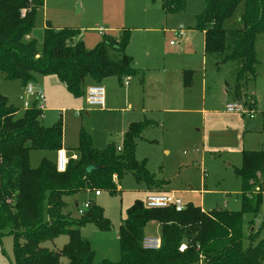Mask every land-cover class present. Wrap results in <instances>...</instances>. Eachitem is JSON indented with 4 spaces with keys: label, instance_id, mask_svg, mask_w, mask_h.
Listing matches in <instances>:
<instances>
[{
    "label": "trees",
    "instance_id": "trees-1",
    "mask_svg": "<svg viewBox=\"0 0 264 264\" xmlns=\"http://www.w3.org/2000/svg\"><path fill=\"white\" fill-rule=\"evenodd\" d=\"M44 0H0V72L7 80L23 85L35 75L54 76L74 97H81L87 78L102 83L108 77L123 80L137 75L133 57L126 53L130 33L119 37L103 35L102 41L87 50L82 41L74 42L80 32L47 26L41 47L26 40L35 24L37 10ZM187 0H163L167 13L183 12ZM239 13V14H238ZM237 19L238 26L231 21ZM195 30L204 33L206 54L223 55V62H238L236 84L227 90L241 101L246 82L255 80L256 38L264 35V0H205V9L196 17ZM186 87L192 73L184 76ZM254 104V103H253ZM20 114V116H17ZM43 111L37 104L20 113L0 94V239H14L15 264H96L95 251L83 239L81 229L91 224L110 230L111 222L103 210L91 206L74 218L65 198L102 190L115 194L125 173L145 183L149 190H162L165 182L147 170V161L136 160L137 141L144 132L158 127L152 120L131 123L122 138L121 150L114 143L104 149L94 147L92 138L80 130L77 159L70 160L65 172H58L56 160L44 159L38 168L30 164V151L57 152L63 149V125L42 123ZM242 166L236 170L242 186L241 211L204 212L192 203L178 212L175 208L153 209L137 200L125 211L119 228L121 258L99 264H264V238L247 249L243 247V216L256 213L262 201L264 148L243 151ZM90 166L99 169L88 172ZM150 222L161 225V247H143L145 228ZM68 236L62 250L43 246L59 236ZM254 240V231H251ZM186 244L187 249L179 248Z\"/></svg>",
    "mask_w": 264,
    "mask_h": 264
},
{
    "label": "rangeland",
    "instance_id": "rangeland-1",
    "mask_svg": "<svg viewBox=\"0 0 264 264\" xmlns=\"http://www.w3.org/2000/svg\"><path fill=\"white\" fill-rule=\"evenodd\" d=\"M204 9L205 0H187L185 10L178 13L164 11L163 0H44L26 40L35 41L41 47L47 26L58 30L70 29L80 32L74 42L82 41L87 50H92L102 41L104 34L119 37L128 31L130 42L126 53L133 57L137 75L128 83L126 79L120 84L116 77L102 81L104 107L87 105L85 91L88 82L82 88V96L76 98L54 76L35 75L33 81L23 85L20 80H7L0 72V94L20 113L34 104L38 106L36 94L43 95L42 123L45 127L62 123L63 146L72 158L77 152L81 129L90 135L97 149H104L109 143L121 147L122 133L128 123L144 118L141 111L123 110L129 102L136 108L144 100V90L148 97L164 90L176 77V68L191 70V88L181 87L189 97L184 109L191 107L198 112L174 114L158 111L152 117L147 116L158 121L162 129L142 135L137 141L136 160L147 161L149 173L165 182L164 194L180 200L183 205L192 203L204 212L216 209L241 211L242 186L236 170L242 166V152L264 148V35L259 34L256 38L257 77L246 82L247 96L240 101L245 112H228L227 105L234 104L236 100L227 90L236 84L240 64L223 62V55L205 53L204 34L195 30L196 17ZM231 23L236 27L239 24L237 19ZM180 28L185 31L184 36L178 35ZM159 70L164 81L157 77ZM116 85L125 94L128 86L132 85L131 88L137 89V96L131 89L130 101H124L123 91L115 93ZM250 113H254L253 119L249 117ZM132 117L139 118L129 121ZM171 121H178V125H172ZM166 149L170 152L166 153ZM44 159L55 161L56 153L30 151L33 168H38ZM261 184L262 188L256 189L262 192L258 211L243 216L242 243L245 249L264 238V181ZM116 185L118 191L115 194L102 190L99 197L91 191L65 198L74 218L81 217L75 203L80 208L90 203L101 208L104 217L112 224L110 230L104 231L91 224L81 229L82 238L88 240L95 251L96 264L105 260L119 262V228L126 209L137 200L145 204L153 191L160 190H149L130 172L116 181ZM252 230L253 241L250 238ZM145 237L161 238L157 222L146 226ZM67 242L68 236L62 235L43 246L59 251ZM13 248V237L3 235L0 239V264H15ZM61 264H69V261L62 258Z\"/></svg>",
    "mask_w": 264,
    "mask_h": 264
},
{
    "label": "crops",
    "instance_id": "crops-1",
    "mask_svg": "<svg viewBox=\"0 0 264 264\" xmlns=\"http://www.w3.org/2000/svg\"><path fill=\"white\" fill-rule=\"evenodd\" d=\"M204 39H205V36H204ZM162 70H164V69H162ZM188 72H192V71L191 70H185L183 68H180V69L176 68L175 72H174L176 74V77L173 78V80L169 84V86L163 88L164 90L154 94L152 97H148V95H146V90H144V100L141 102L140 105H136V108L131 107L130 102H129L130 101V91H131V89H133L132 94L136 91V96H137V89L136 88H131L132 85L128 86L126 94L124 93V91L122 89L119 90L118 86L116 85L115 86V88H116L115 93L118 90H119V92L123 91V93L125 95L124 96V101L126 100V101L129 102L128 107H125L123 109L125 112H130L131 110L132 111H141V112L144 113V118L142 120L148 119V120H152V121H155V122L158 123V127L153 128V129H149L147 131L154 130V129H162V125H160V123L158 121L153 120L152 118H148L147 116L152 117L151 115H153L154 113H156L158 111H167L169 113H174V114L175 113H180V112H183V113H186V112H189V113L198 112L196 109H193L191 107H190V109H184L185 108L184 106L186 105V102H189V97L184 93L183 89L181 90V87L183 85L186 89H190L191 86H192V84H191L190 87H186L185 83H184V76ZM157 77L159 79L161 78L164 81V75L162 77L161 70L158 71ZM86 82H88L89 85L94 84V82L91 79H89V78H87L85 80V83ZM115 93H114V95H116ZM108 99H109V97L107 96L106 103H107ZM236 102H239V101L237 100V101H235V103ZM133 109H135V110H133ZM138 118L139 117H132V118L129 119V121L133 120V119H138ZM142 120H140V121H142ZM133 122H139V121H131V122H129L127 127H126V129H125V131L122 133V138H123L124 133L127 131L128 126L131 123H133ZM171 122H172L171 123L172 125L173 124L174 125H178V121H171ZM146 132H144V133H146ZM144 141H146L145 137H144ZM152 142H156V141H152ZM121 144H122V142H121ZM63 149H65V146H63ZM65 150L67 151V149H65ZM165 152L169 153L170 150L166 149ZM76 156H77V154H75L74 157H76ZM155 191H158V192H154V191L153 192L154 193H160V194H162V193L164 194L166 192L163 189L161 191L160 190H155ZM75 205H76L75 208H77V209L80 208L78 204L75 203ZM159 228H160V231H161V225L160 224H159Z\"/></svg>",
    "mask_w": 264,
    "mask_h": 264
},
{
    "label": "built area",
    "instance_id": "built-area-1",
    "mask_svg": "<svg viewBox=\"0 0 264 264\" xmlns=\"http://www.w3.org/2000/svg\"><path fill=\"white\" fill-rule=\"evenodd\" d=\"M103 29H101V32ZM179 36H184L185 31L180 28L177 30ZM171 44H174L171 42ZM129 78L126 80L128 83ZM38 107L43 110V105L41 102L44 100L43 95L36 94ZM86 103L89 107H104L105 105V91L99 83H94L89 85L85 91ZM227 111L232 113H243L245 112L243 105L240 102L227 105ZM249 117L254 118V113H250ZM118 151L121 150V147L117 148ZM76 157L70 158L65 149H61L56 154V168L58 172H65L70 160H75ZM96 196H100L101 192L95 191ZM145 206L153 209H166V208H175L176 211L180 212L185 208V205L178 199H173L165 194L152 193L146 200ZM90 208V203H85L83 207L78 208L79 215H83L84 210ZM143 247L148 250H158L161 247V238H144ZM187 249L186 244H182L179 248L180 252H184Z\"/></svg>",
    "mask_w": 264,
    "mask_h": 264
},
{
    "label": "water",
    "instance_id": "water-1",
    "mask_svg": "<svg viewBox=\"0 0 264 264\" xmlns=\"http://www.w3.org/2000/svg\"><path fill=\"white\" fill-rule=\"evenodd\" d=\"M98 169H99L98 166H90V167L87 168V171L91 172V171H95V170H98Z\"/></svg>",
    "mask_w": 264,
    "mask_h": 264
}]
</instances>
